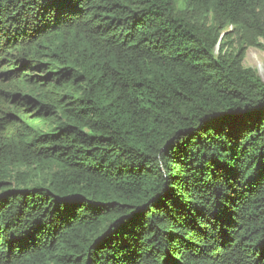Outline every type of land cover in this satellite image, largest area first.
I'll use <instances>...</instances> for the list:
<instances>
[{"label":"trees","instance_id":"16d2710c","mask_svg":"<svg viewBox=\"0 0 264 264\" xmlns=\"http://www.w3.org/2000/svg\"><path fill=\"white\" fill-rule=\"evenodd\" d=\"M264 0H0V264H264Z\"/></svg>","mask_w":264,"mask_h":264},{"label":"rangeland","instance_id":"374dc122","mask_svg":"<svg viewBox=\"0 0 264 264\" xmlns=\"http://www.w3.org/2000/svg\"><path fill=\"white\" fill-rule=\"evenodd\" d=\"M244 64L256 70L257 74L264 81V49L249 48L246 52Z\"/></svg>","mask_w":264,"mask_h":264}]
</instances>
